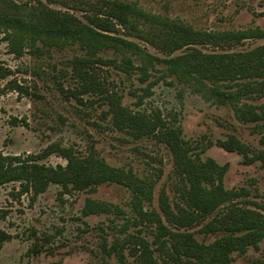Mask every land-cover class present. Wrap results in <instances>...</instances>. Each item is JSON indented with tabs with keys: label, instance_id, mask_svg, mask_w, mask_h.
Returning a JSON list of instances; mask_svg holds the SVG:
<instances>
[{
	"label": "rangeland",
	"instance_id": "374dc122",
	"mask_svg": "<svg viewBox=\"0 0 264 264\" xmlns=\"http://www.w3.org/2000/svg\"><path fill=\"white\" fill-rule=\"evenodd\" d=\"M22 5H39L74 13L87 21L88 2L95 0H10ZM132 2L151 15L171 19L194 29L225 31L260 27L264 29V0H122ZM116 34L140 43L149 52L168 56L170 53L153 44L128 34L119 26ZM0 29V63L10 67L11 74L0 78V150L4 154L19 155L31 162L48 166H65L67 158L61 147L71 148L84 155L94 150L110 164L130 170L136 175L155 180L152 199L143 200L144 208L162 213L161 205L167 201L179 212L185 207L184 182L176 171L174 154L158 136L150 134L134 137L118 129L106 113L108 103L99 92L82 93L83 82L73 68L72 59L86 52L79 43L63 47H43L41 44L25 47L17 55L10 51L9 40ZM264 43V37L245 38L239 42H205L191 44L203 51H243ZM187 48L174 50L183 53ZM101 56L121 59L113 50H101ZM101 87L114 88L122 95V103L134 108L138 97L132 91L143 93L149 81L152 94L142 108L159 107L169 121L182 127L183 138L193 146V155L215 158L227 162L229 168L224 182L228 188H244L247 192L236 198L242 206L264 214V160L250 162L236 151H228L217 144L218 138L229 134L238 136L254 154L264 153V93L244 100L259 104L261 117L257 120L240 118L233 104L208 97L203 89L190 80L164 74V64L151 70L148 81L141 82L138 73L127 75L113 64L97 62L92 68ZM11 83L19 85L16 89ZM176 117L177 120H174ZM112 202L123 213L101 212L85 215L82 208L89 198ZM135 192L129 186L106 181L92 188L65 189L51 182L47 188L35 193L23 192L20 181L5 183L0 188V264H120L115 253L107 248L116 237L124 238L128 232L141 233L153 239L155 225L131 223L128 230L122 225L126 217L136 216ZM221 206L205 221L223 213ZM171 227L175 225L167 222ZM203 223L191 228L199 239L207 242L222 234H205ZM183 229V228H182ZM127 264H144L124 248ZM228 264H264V238L259 247L246 252L235 251Z\"/></svg>",
	"mask_w": 264,
	"mask_h": 264
},
{
	"label": "trees",
	"instance_id": "16d2710c",
	"mask_svg": "<svg viewBox=\"0 0 264 264\" xmlns=\"http://www.w3.org/2000/svg\"><path fill=\"white\" fill-rule=\"evenodd\" d=\"M56 1V0H52ZM79 1V0H78ZM81 1V0H80ZM87 21L74 13L46 6L22 5L10 0H0V29L6 32L11 52L19 55L25 47H63L79 43L85 48L84 55L72 59L73 68L82 80L81 92L103 93L108 103L106 113L111 114L115 127L128 131L134 137L156 135L165 142L174 154L175 167L184 182L185 207L179 212L163 201L162 213L143 206V200L152 199L155 180L142 178L130 170L110 164L94 150L80 155L71 148L61 147L60 153L67 158L65 166H48L31 162L19 155L4 154L0 150V188L5 183L20 181L23 192L44 191L51 182L60 183L65 189L92 188L106 181L125 184L135 192V217H126L122 230L131 223L155 225L153 239L141 233L128 232L126 237H116L107 252L117 254L120 264H127L124 248L144 264H228L235 251L244 253L251 246L258 248L264 238V214L242 206L236 198L247 191L244 188H228L224 178L229 168L227 162L220 163L213 157L200 158L193 155V146L182 135V127L169 121L159 107L145 109L142 104L152 94L149 81L143 93L134 92L139 108L122 103V95L107 85L101 87L92 68L97 62L113 64L127 75L138 73V79L146 82L151 70L164 64V74L190 80L203 89L208 97L223 103L233 104L236 114L246 120L261 117L259 104L244 100L251 95L264 93V43L243 51H203L191 44L205 42H239L245 38L264 37V29L252 27L238 30L205 31L194 29L180 22L157 17L142 10L132 2L122 0H95L88 2ZM125 28L128 34L141 38L155 47L170 53L159 56L146 50L140 43L116 34L117 28ZM187 48L183 53L174 50ZM101 50H113L121 59L101 56ZM12 70L0 63V78H6ZM11 87H19L16 83ZM177 120L176 117H173ZM217 144L228 151H236L246 162L263 158L264 153L254 154L238 136L229 134L218 138ZM221 206L226 210L205 221ZM123 213V209L112 202L89 197L82 212L85 215L101 212ZM167 222L176 226L171 227ZM205 234L221 231L212 241L199 239L194 226ZM183 228V229H182ZM2 231L0 240L8 237Z\"/></svg>",
	"mask_w": 264,
	"mask_h": 264
}]
</instances>
